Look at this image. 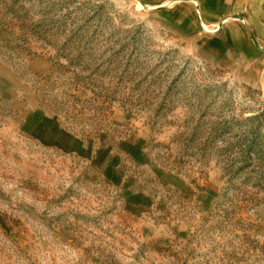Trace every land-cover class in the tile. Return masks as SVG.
<instances>
[{"label":"rangeland","instance_id":"374dc122","mask_svg":"<svg viewBox=\"0 0 264 264\" xmlns=\"http://www.w3.org/2000/svg\"><path fill=\"white\" fill-rule=\"evenodd\" d=\"M142 1L0 0V264H264V88Z\"/></svg>","mask_w":264,"mask_h":264},{"label":"crops","instance_id":"0c3cea01","mask_svg":"<svg viewBox=\"0 0 264 264\" xmlns=\"http://www.w3.org/2000/svg\"><path fill=\"white\" fill-rule=\"evenodd\" d=\"M181 43L212 61H226L234 77L264 88V0H143ZM210 32L204 34L200 29ZM192 29V30H191ZM194 34L193 36H191ZM189 39V40H188Z\"/></svg>","mask_w":264,"mask_h":264}]
</instances>
